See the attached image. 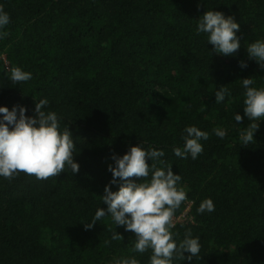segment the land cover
<instances>
[{
	"label": "trees",
	"instance_id": "16d2710c",
	"mask_svg": "<svg viewBox=\"0 0 264 264\" xmlns=\"http://www.w3.org/2000/svg\"><path fill=\"white\" fill-rule=\"evenodd\" d=\"M0 7L10 15L0 40V106L23 105L32 115L36 100L47 98L46 110L72 132L80 164L76 174L66 167L46 180L0 177V264H110L128 256L149 264L151 250L132 252L135 234L116 229L111 217L92 229L82 223L107 207L101 196L111 156L144 142L164 150L188 195L174 238L188 230L200 237L199 257L174 264H264V121L251 144L239 136L249 123L240 79L264 87V70L245 49L264 39V0H0ZM207 9L240 23L235 56L217 55L196 33ZM5 60L33 78L12 84ZM220 86L230 96L216 104ZM189 125L209 133L195 160L173 152ZM205 198L215 211L200 214ZM116 230L121 240H111Z\"/></svg>",
	"mask_w": 264,
	"mask_h": 264
},
{
	"label": "clouds",
	"instance_id": "9594fccd",
	"mask_svg": "<svg viewBox=\"0 0 264 264\" xmlns=\"http://www.w3.org/2000/svg\"><path fill=\"white\" fill-rule=\"evenodd\" d=\"M10 23V15L0 7V40L7 37L5 31ZM240 23L234 16H226L221 11L207 9L197 19L196 33L204 34L207 45H213L212 51L221 56H235L241 48V39L237 35ZM250 60H255L264 70V39H256L245 48ZM241 68H247L245 61L240 62ZM4 72L12 84L22 85L30 81L32 73L21 66H13L4 61ZM243 112L249 123L240 131L241 145H249L255 139V133L264 121V87L255 86V81L243 78ZM215 103L222 104L230 92L226 86L217 87L214 92ZM36 100V99H35ZM47 98L36 100L32 115L23 105H14L11 109L0 106V177L12 180L21 172L46 180L59 176L70 168L73 174L80 170L75 160L76 144L69 127H61L58 114L46 110ZM244 116L235 113L236 124ZM182 146L173 148L174 155L195 160L204 150L202 141L209 139V133L196 125L184 128ZM215 136L223 139L227 130L222 127L213 129ZM163 149L148 145L145 142L130 146L122 156L113 154L114 163L108 165L112 173L111 182L105 186L101 204L90 222L84 223L86 229H92L104 217H111L116 226H123L125 231L135 234L134 253L143 254L149 249V264H174L175 259L193 261L201 251L199 236H193L188 230L183 240L177 242L173 229L175 213L188 200L186 190L179 185L182 177L173 172L172 165L162 157ZM151 161V163H149ZM140 178V182L137 179ZM119 185L117 191L112 185ZM215 211L211 198H205L199 204L197 212ZM122 234L114 231L111 240H121ZM106 243H110L107 241ZM189 255L185 256V253ZM110 264H139L135 256L114 257Z\"/></svg>",
	"mask_w": 264,
	"mask_h": 264
}]
</instances>
